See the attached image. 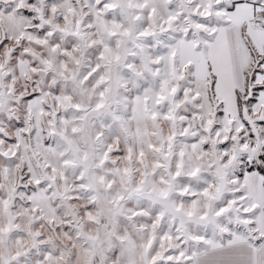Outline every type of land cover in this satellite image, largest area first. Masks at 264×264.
Here are the masks:
<instances>
[{
    "label": "snow or ice",
    "instance_id": "6c2138e0",
    "mask_svg": "<svg viewBox=\"0 0 264 264\" xmlns=\"http://www.w3.org/2000/svg\"><path fill=\"white\" fill-rule=\"evenodd\" d=\"M0 264H264V0H0Z\"/></svg>",
    "mask_w": 264,
    "mask_h": 264
}]
</instances>
